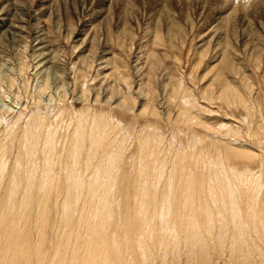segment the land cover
<instances>
[{
	"label": "rangeland",
	"instance_id": "obj_1",
	"mask_svg": "<svg viewBox=\"0 0 264 264\" xmlns=\"http://www.w3.org/2000/svg\"><path fill=\"white\" fill-rule=\"evenodd\" d=\"M215 1H217V4ZM241 1L243 0H230V3L227 4L223 0H0V119L3 123L2 124L0 122V167L4 166L5 169L11 168L10 170H7V173L4 170V167L3 169L0 168V174L3 175L1 177L2 181L0 192L2 194L5 190H9V188L13 185L12 181L14 179L11 180V177H14V173L16 171L13 166H17L16 168L18 169L19 174L18 178H20V176L25 173V169L23 168H26L27 163L25 160L21 161V157L24 155V153L25 155H27L26 152L22 150H25V144L23 143L24 136H26V138H29L32 143L29 153L32 152L33 155L35 153V156L39 155L40 158L41 155L44 154H54V156L50 159V163H53L51 164L52 171L48 173V180L44 179L43 173L41 174L42 168L40 167H43L41 159L40 162H38L37 165L34 166V168H36V166L38 167L37 184L42 185L45 183V180H47L48 184L51 185L53 189L50 194L51 199L49 203L51 213H49L50 219H47L45 221V224L48 222L46 224L47 230L45 237H47L48 241L50 240V244L56 243V235L61 231L63 232L61 233L65 235V237H69V235H72L69 238L71 239L70 245L72 246L75 245L72 243H76V241L74 240H79V236L80 238L84 236L82 239L88 236V233L86 231L83 232L80 228H78L77 220H70V222L69 220H66L67 222H64V219H62L65 217V215L62 214L64 210V202L66 203V205H74V201L76 202L75 198L78 194V192L75 193V190L82 185L86 187L84 188L85 191L83 192L85 196L81 198L83 200L78 199L77 201L78 211L79 208L83 207L84 209H88L93 202L97 201L96 199H100V197L98 196L100 193L97 192V189H99L100 186H114L115 190L114 192H112L113 195H111L110 197L111 199L109 200V205L118 204L120 207L119 210L122 215L127 214L128 212L130 220L132 222L134 221L133 225H135L136 213L139 212L141 208L142 210L150 209L152 211H155L154 206L158 200L155 201L154 199L160 198L161 200L162 196H164V191H167L168 182H170V186H172L170 188L176 190V193L178 195L183 191H187L186 189H184V184L186 183L185 181L187 179H189V184H192L191 188L193 187L188 191L191 194L193 191V194L190 197V210H194L193 212L194 215L197 216L196 222L198 223L199 228L204 223L203 212H201L200 210H205V207H210V209L214 208V212H216L218 216L224 215V212H226L225 214H228L231 205L237 207L238 210L240 209L241 212L243 211V214L246 217L247 213L245 214L244 211L247 212V209L250 207H256L258 205V210L263 212L264 0H250L249 2L247 1L248 4H245L247 2ZM222 5H226L227 8L224 13L220 15L218 14L217 10ZM101 9L105 11L104 13H102L101 17L98 18L96 16V12ZM171 27H180L181 30L178 31L179 33H176L177 31H175L174 33L172 32L173 34H175L174 36L172 35V37L169 33V29H171ZM123 30H125L126 33ZM158 30L162 33V37H160L159 35H155V32H157ZM215 33L217 35L216 37H214ZM216 43H219L218 46H214V44ZM226 44H229L230 49H221V46H225ZM40 47H44V49H40ZM41 52L51 55L49 57L50 59L52 58L50 64L46 65L44 64L45 62H40ZM226 54L228 55L231 62L234 63V72L230 70L228 63L225 61ZM150 55L152 57H150ZM231 58L233 59V61ZM154 67L158 69L155 70ZM217 69H219V71L221 72V75L226 83L231 84L235 81L236 84L240 85L242 103L229 105L227 103L225 104L222 100H219L214 96H212L213 100L207 99L205 97L203 98L204 93H209L208 91L210 90V87L211 90L213 89V94H216V91L219 90V88L217 87L219 80H216ZM237 71H239V74L237 73ZM244 77L246 78L243 79ZM46 83L47 85H49V87L46 85ZM247 84L250 85L249 88H246ZM43 85H46L47 88L45 87V90H43V92L41 93L40 89ZM215 87L217 89H215ZM123 95L125 98L123 97ZM122 99L127 100L129 106L127 108L123 107V109L121 107V110L117 104L119 103V101H122ZM129 107H132V109H130ZM20 113H22L23 118L20 117V123H18V127L15 126L14 129L11 125L8 124L12 122L13 119H16L18 114ZM43 114L45 115V117ZM51 114L55 119H53V116ZM56 115H58V117ZM104 115L105 119H103ZM181 116L184 118H182ZM7 118L12 119H10V122H7ZM42 118L46 120L45 124V120H43L42 123ZM96 118L98 119V122H96L95 124V120H97ZM22 119L24 120V123ZM59 120L64 124H61ZM103 120L105 124H108H103ZM79 123L81 124L79 125ZM37 124H42L38 126L39 129L37 127ZM35 125L37 128L34 127ZM78 125L81 127H78ZM105 126H109V128H106ZM110 126L112 130L110 129ZM34 128L35 130H41L40 132H42L43 130L45 132L43 131V133H41L40 135V132L37 130L34 131ZM54 128H56V131ZM12 129L14 132L13 135H15L14 137L11 134ZM58 129L61 130L58 131ZM30 131L33 133L35 132V134H32ZM52 132L54 134H52ZM9 133L10 135H8ZM49 133H51L50 135L52 137L49 135ZM107 133L108 136L106 137ZM90 134L94 135L95 137H97L98 135V146L97 148H95L96 151H94L93 147H91L92 142L91 145L90 141L88 142ZM45 135L46 137H44ZM78 136L82 138L81 141L83 142V151H81L82 160L79 158L80 160L77 159V163L74 164V161L71 159V157L69 158L68 155H70L69 152H71L72 148L76 146L75 139H77ZM158 136L160 138H158ZM53 137L56 138L53 139ZM112 137L116 140H114ZM51 138V143L46 146L43 151H41V149L44 148L42 139L51 140ZM64 138H66V140ZM36 139H39V141ZM56 139L58 140L59 144H57ZM73 139L75 140V143ZM4 140L5 143L7 141L10 142V144H5ZM141 140H143V146L144 142L146 141H148V143H146L151 146L150 151L148 150V148L145 149L147 154L145 153L142 159ZM211 140L214 141L212 143L217 142L222 147L239 153H245L256 158L253 160H239L234 157L227 159L225 156H221L225 157L226 163L224 160H222L224 161L223 167L218 166V162H216V160L218 159V154H216L218 150L215 148V146L211 145ZM206 141L207 143H205ZM2 143L4 144L2 145ZM22 143L24 146L22 145ZM156 144L158 147L156 146ZM2 146H6V149L4 147L2 148ZM8 146H10V148ZM40 146L43 147L41 148ZM64 146L66 149L64 148ZM7 147L9 148V150H7ZM17 149H19L20 152ZM56 149L59 150L57 151ZM213 149L216 151L215 154ZM6 150L9 152H7ZM91 150L93 153V165L99 167L103 166V168L106 169L104 174L106 175V178L104 177L105 180L103 179L102 182H99V179L98 181L96 180V170L92 167L89 168L87 166V163L89 162L88 155L91 153ZM139 150H141V153L139 152ZM210 150H212V152ZM119 151L121 152L122 156H119ZM183 151L186 152L184 153ZM181 152V156L183 155L182 157L180 156ZM209 152L210 155H208ZM6 153L10 154L11 157ZM57 154L60 159H58ZM149 154L155 157L157 155V158H159V160H150L149 156H147ZM184 154H186L187 156H184ZM173 155H175V157ZM15 156H17V159ZM95 156L97 159L95 158ZM54 157H56V159H54ZM109 157L113 158L110 159ZM10 158L11 160L15 158L17 161L20 158L19 161L22 165H20L19 162H17L15 159L11 162V160H9ZM109 159L111 162H109ZM131 159L133 161H131ZM140 159L144 160L142 161V165ZM171 159H174L175 161ZM198 159H200V161ZM112 160H114V162ZM163 160L164 162L167 161V164L163 163ZM209 160H211L212 163ZM96 161H100V163ZM13 162L14 164H12ZM16 163H18L19 165H17ZM158 163L159 165L157 166V168L161 169L160 173L156 172L155 168ZM200 163H205L206 166L204 164V167H202L203 165ZM83 164L85 167L83 166ZM165 164L166 166H164ZM183 164L185 166H183ZM75 165L78 167H76L75 169L77 179L70 181L72 189L71 190L69 188L67 189V186L69 184L68 172L73 170ZM210 165H216L215 168H217L216 174L213 176L209 174L211 167ZM142 166H145V168H142ZM194 166L196 167V170ZM59 167L61 172L60 170H58ZM175 167L176 169H174ZM225 167H227V169ZM32 168L33 166H31L30 169ZM34 168L32 170L35 171ZM65 168H67V170ZM223 169L228 170V172L231 174L229 175L231 180L236 175H238L239 172L240 174L244 172L247 173V176H245L246 179H255L256 177V183L258 180V182H260L262 186L261 190L258 189V192L256 194L257 197H255L254 199L252 192L249 193L250 195H240L239 193H231L230 195L229 193H227L225 185L227 187L230 181L227 177L224 181L221 176L222 174L219 175L218 173ZM23 170L24 172H22ZM32 170H30V172ZM63 170L64 172H67L63 173ZM114 170L118 172H115ZM173 170L175 173L172 172ZM181 170L183 172H179ZM85 171H87V173ZM249 171L251 172V174H254L251 175ZM140 173H142L141 182ZM161 173H164V177L161 175ZM172 174H174V176L176 177H174L175 179L173 178V176L172 178L170 177ZM155 175L157 176V179ZM258 175L259 177H257ZM114 177L115 180L113 181ZM66 178L68 182L65 181ZM180 179H184L185 181L183 180L182 182ZM107 182L111 184V186ZM209 182H211L210 186ZM55 183L56 186L54 185ZM100 183L102 185L99 186ZM139 184L140 187L144 184L143 186L146 188V191L149 192H147L146 197H143L144 199L138 196L139 193H137V189H139ZM155 184L159 186V188H155ZM212 186H214V189ZM54 188L56 189V192ZM155 191L158 195L155 193ZM39 193L40 196L36 197H30V193L28 195L30 197V200L33 199L32 202H30L31 208L33 210L35 209L34 211L37 210L36 208H38L37 206L39 204L43 203V197L41 196L43 192L39 191ZM54 194H56V196H54ZM233 194H235V196ZM63 195L65 196L64 198ZM93 195L95 196L93 197ZM153 195L155 197H153ZM202 199L204 201H202ZM252 200L253 202H255L253 203ZM28 201L29 199L25 200V202ZM39 201L41 203H39ZM53 201L55 202V204H53ZM58 201H60L59 203L62 202V204H59L60 206L56 205ZM81 201L83 202V206L81 204ZM87 201L90 202L88 203ZM205 201L206 204H204ZM87 204L90 205L87 206ZM212 204H214L216 207ZM192 205L194 208L192 207ZM171 207L172 205H170L168 209L171 210ZM174 207L175 209L177 208V202L173 203V210ZM222 208H224V210ZM33 210H31V213L34 212ZM119 210L117 208L118 213ZM32 215L34 214L32 213ZM146 216L147 218L149 217V223H152L148 225V231L143 233V238L145 243H150L149 241L152 240L151 238L155 237L156 239V234H158L157 230L158 232L160 231V228L158 227L160 221H158L156 223L157 225H155L154 221H151V217L154 216H150L148 214H146ZM58 218L60 220H58ZM255 218H257V216H255ZM18 221H16L12 226V229H15L14 233H16V229L23 230V223ZM35 221L37 222L36 218ZM116 221H118V219ZM262 221L264 224V214L262 220L257 223L258 225L256 224V228L253 229V231H258V238H250L246 240V243H248V256L252 258V264H264V257H262L264 256V243H261L264 242L262 240L264 238V228L261 227L263 226ZM66 224L67 227H65ZM235 225L236 227L240 226L238 217L237 223ZM2 228L3 226H1L0 224V233ZM117 228L119 227L114 226V229ZM76 229H78L79 232ZM6 231L10 230L6 229L5 231H3L2 229V234H5ZM55 231L58 232L55 234ZM134 231L138 230L135 229ZM134 231H132V243H134L135 245L138 242V239ZM203 231H205V233H208L209 230L205 227ZM214 231L215 232L211 235H207L208 237L210 236V244L208 242L206 247L208 249H206L205 251L207 255L205 254V257L200 256L202 257L200 259L198 258L199 256H191V260L188 261L190 262L189 264H197L198 262L200 264H203V262L204 264H225V262L226 264H235L233 262L234 259L232 257V254L229 250L231 246L232 225L226 227L225 229L215 228ZM223 231L224 234H221L222 238H219L218 232L222 233ZM249 232L251 231L248 230V233ZM178 234H180V232H178ZM76 236L78 237L76 238ZM101 237H103V235H100V238ZM212 238L214 241L211 240ZM224 238L226 240H224ZM34 239L32 240V243H36L37 238ZM251 239L254 240L253 246L256 245L257 250L255 251L257 253L252 250L255 248V246L253 247L252 244H249L253 242ZM215 241L219 242L220 244V248L218 250L224 248L223 252L222 250H220V252L216 250L217 247ZM164 243L166 245V248H170L167 241ZM0 244H2L0 245V250H3V248L7 246V251L11 247L10 245L4 244V239L0 241ZM261 248L263 250H261ZM179 249L178 253L175 254L174 252L167 251L162 247H157L156 249L150 247L152 258H150L149 264H175L174 262H176L177 264H187V260L184 259V256H182L181 254V249ZM44 250H46V258L43 264H48V262L51 261L50 258H53L52 256L54 254H50L48 252L49 249L46 247H44L42 250L40 249L42 253H44ZM212 250L213 253H211ZM250 250L254 253L250 252ZM69 252L70 250L68 251V253ZM163 252L165 253V256L163 257L164 260L166 259L165 262L163 259L160 260L161 255H159ZM215 253L216 255H219L220 253V255L217 257L218 260L217 258H215ZM209 254L211 257L209 256ZM223 255H225V257ZM172 256H175L174 258L176 259H174ZM255 257H258L257 260ZM66 258L68 259V261L70 260V258ZM196 258H198V260ZM126 259L127 257L123 256L122 262H125ZM137 260H139L138 257H136V261ZM158 260H160L161 262H159ZM247 261L248 259H240L239 262L242 264H247Z\"/></svg>",
	"mask_w": 264,
	"mask_h": 264
},
{
	"label": "bare ground",
	"instance_id": "obj_2",
	"mask_svg": "<svg viewBox=\"0 0 264 264\" xmlns=\"http://www.w3.org/2000/svg\"><path fill=\"white\" fill-rule=\"evenodd\" d=\"M218 1H220V0H218ZM223 1H225L227 4H229L230 3V0H223ZM244 2H249L250 0H243ZM243 1H241V2H243ZM256 1V0H255ZM263 1V0H262ZM261 1V2H262ZM103 2V1H102ZM216 2V4H217V1H215ZM248 2L247 3H245V4H248ZM257 3V2H256ZM100 4V3H99ZM251 4V3H250ZM213 6V5H212ZM211 7V6H210ZM214 7V6H213ZM258 7H260V6H258ZM99 8H101V7H99ZM212 8V7H211ZM226 5H222V6H220L219 8H218V10H217V12H218V14H222V13H224V11L226 10ZM231 8V7H230ZM95 9V8H94ZM192 9V8H191ZM104 11L105 10H103V9H101V10H99V11H97L96 13H97V17L99 18V17H101V15H102V13H104ZM213 11H214V9H213ZM216 12V13H217ZM227 12V11H226ZM240 12V11H239ZM106 14V13H105ZM219 19V18H218ZM227 20H228V18H227ZM236 21V20H235ZM212 22V21H211ZM216 22V21H215ZM211 24V23H210ZM213 24V23H212ZM125 25V24H124ZM89 26V25H88ZM243 26H244V24H243ZM86 27V26H85ZM208 27V26H207ZM234 28V27H233ZM169 29V28H168ZM206 29H208V28H206ZM238 29V28H237ZM126 30V29H125ZM125 30H123V31H125ZM181 29H180V27L178 28H175V27H171V29H169V33H170V36H174L175 34H173L175 31H177L176 33H179L178 31H180ZM129 31V30H128ZM127 31V32H128ZM173 32V33H172ZM125 33H126V31H125ZM156 34L155 35H159L160 37H162V33L158 30L157 32H155ZM220 33V32H219ZM212 34V33H211ZM220 35V34H219ZM172 36V37H173ZM211 36V35H210ZM217 35H216V33H215V35H214V37H216ZM244 36V35H243ZM169 38V37H168ZM174 39V38H173ZM215 39V38H214ZM217 39V38H216ZM156 40V39H155ZM158 41V40H157ZM261 41V40H260ZM220 42V41H219ZM41 43V42H40ZM159 43V42H158ZM213 43V42H212ZM211 43V44H212ZM218 44L219 43H216V44H214V46H218ZM232 45V44H231ZM249 45V44H248ZM251 45V44H250ZM220 47V46H219ZM40 49H44V47H40ZM50 49V48H49ZM218 49V48H217ZM221 49H230V46H229V44L227 45H225V46H221ZM229 53V52H228ZM230 55V54H229ZM232 55V54H231ZM43 56V57H42ZM51 55L50 54H48V53H42L41 52V63L42 62H45L44 64H50L51 63V61H52V58L50 59L49 57H50ZM150 57H152L151 55H150ZM155 58V57H154ZM234 58V57H233ZM225 61L228 63V65H229V68H230V70L232 71V72H234V66H233V62H231V60L229 59V57H228V55L226 54V57H225ZM232 59V58H231ZM232 61H233V59H232ZM154 69L155 70H157L155 67H154ZM237 73L239 74V71H237ZM153 74V73H152ZM237 74V75H238ZM150 75V74H149ZM154 75V74H153ZM241 77V76H240ZM243 77V76H242ZM216 80H219L218 81V85H217V87L219 88V90L218 91H216V94H213V89L211 90V87H210V90L208 91L209 93H204L203 94V98L205 97V98H207V99H212L213 97L212 96H214V97H217L219 100H222L225 104L227 103V104H229V105H233V104H240V103H242V95H241V91H240V85H238V84H236L235 83V81L233 82V83H226L225 81H224V79H223V77H222V75H221V72L219 71V69H217V72H216ZM246 77H244L243 79H245ZM248 79V78H247ZM45 82V81H44ZM48 82V81H47ZM50 84V83H49ZM246 84V83H245ZM46 85H47V83H46ZM46 85L44 86H42V88L40 89V92L42 93L43 92V90H45V87H46ZM48 87H49V85H47ZM250 87V85H246V88H249ZM47 88V87H46ZM215 89H217L216 87H215ZM47 90V89H46ZM207 92V91H206ZM123 94V93H122ZM174 94V93H173ZM215 95H217V96H215ZM79 96V95H78ZM111 96V95H110ZM128 96V95H127ZM126 96V97H127ZM123 97H124V95H123ZM130 97V96H129ZM125 98V97H124ZM128 98V97H127ZM180 98H181V96H180ZM190 98V97H189ZM186 99V98H185ZM97 100V99H96ZM213 100V99H212ZM95 101V100H94ZM180 101H182V100H180ZM105 102V101H104ZM196 102V101H195ZM107 103V102H106ZM130 104H131V102H130ZM187 104V103H186ZM108 105V104H107ZM118 105V107H120V109H121V107H122V109H123V107L124 108H127L128 106H129V104H128V102H127V100H124V99H122V101H119V103L117 104ZM185 105V104H184ZM191 105V104H190ZM152 106V105H151ZM186 106V105H185ZM49 107V106H48ZM133 107V106H132ZM132 107H129L130 109H132ZM156 107V106H155ZM240 107V106H239ZM190 108V107H189ZM37 109H39V108H37ZM48 109V108H47ZM112 109V108H111ZM121 109V110H122ZM191 109H192V107H191ZM125 110V109H124ZM127 110V109H126ZM46 111V110H45ZM50 111V110H49ZM248 111V110H247ZM254 111V110H253ZM26 112V111H25ZM44 112V111H43ZM155 112V111H154ZM54 113V112H53ZM52 113V114H53ZM88 113V112H87ZM143 113H144V111H143ZM23 114H25V113H23ZM51 114V115H52ZM141 114H142V112H141ZM36 115V114H35ZM34 115V116H35ZM44 115V114H43ZM65 115V114H64ZM90 115V114H89ZM94 115V114H93ZM25 116V115H24ZM42 116V115H41ZM47 116V115H46ZM53 116V115H52ZM57 117H58V115H56ZM61 116V115H60ZM87 116V115H86ZM20 117H22V113H20V114H18V116H17V118L16 119H13L12 120V122H10V119H12V118H10V119H8L7 118V122H10L8 125H11L14 129H15V126H17L18 127V123H20ZM27 117V116H26ZM39 117H40V115H39ZM43 117V116H42ZM44 117H45V115H44ZM62 117V116H61ZM92 117V116H91ZM102 117H103V113H102ZM182 117V116H181ZM187 117V116H186ZM23 118V117H22ZM38 118V117H37ZM82 118H84V117H82ZM89 118V117H88ZM94 118V117H93ZM92 118V119H93ZM99 118V117H98ZM179 118V117H178ZM182 118H184V117H182ZM188 118V117H187ZM187 118H186V120H187ZM20 119V120H19ZM25 119V118H24ZM53 119H55L54 118V116H53ZM86 119V118H85ZM84 119V120H85ZM91 119V120H92ZM97 119V118H96ZM103 119H105V115H104V118ZM108 119V118H107ZM111 119V118H110ZM109 119V120H110ZM5 120H6V118H5ZM5 120H4V122H5ZM9 120V121H8ZM23 120V119H22ZM26 120V119H25ZM42 120V123H43V120H45V119H41ZM65 120V119H64ZM72 120V119H71ZM80 120V119H79ZM88 120V119H87ZM0 122L2 123V120L0 119ZM47 122H48V118H47ZM59 122H60V120H59ZM77 122H78V120H77ZM76 122V123H77ZM93 122H94V120H93ZM96 122H98V119L97 120H95V124H96ZM105 122H106V120H105ZM112 122H113V120H112ZM111 122V123H112ZM23 123H24V120H23ZM38 123V122H37ZM46 123V120H45V122H44V124ZM61 123V122H60ZM63 123V122H62ZM61 123V124H62ZM69 123V122H68ZM84 123V122H83ZM88 123V122H87ZM92 123V122H91ZM110 123V124H111ZM189 123V122H188ZM3 124V123H2ZM1 124V125H2ZM6 124V123H5ZM43 124V125H44ZM50 124V123H49ZM64 124V123H63ZM81 123H79V125H80ZM98 124V123H97ZM101 124V123H100ZM103 124H105L104 123V120H103ZM108 124V123H107ZM107 124H105V125H107ZM24 125V124H23ZM29 125V124H28ZM27 125V126H28ZM40 125H42V124H40ZM40 125H38L37 124V127L38 126H40ZM55 125V124H54ZM77 125V124H76ZM78 125V127H81V126H79ZM116 125V124H115ZM6 126V125H5ZM4 126V127H5ZM25 126V125H24ZM23 126V127H24ZM66 126V125H65ZM70 126H71V124H70ZM88 126V125H87ZM91 126H92V124H91ZM104 126V125H103ZM29 127V126H28ZM34 127H36V125L34 126ZM36 127V128H37ZM83 127V126H82ZM106 128L108 127L109 128V126H105ZM113 127H115V126H113ZM118 127H120V126H118ZM19 128H20V125H19ZM25 128V127H24ZM61 128V127H60ZM66 128V127H65ZM96 128V127H95ZM26 129H28V128H26ZM31 129H33V128H31ZM38 129H39V127H38ZM55 129V131H56V128H54ZM63 129V128H62ZM78 129H80V128H78ZM110 129H111V126H110ZM9 130V129H8ZM17 130V129H16ZM16 130H14V131H16ZM22 130V129H21ZM37 130V129H36ZM35 130V128H34V131H36ZM50 130H51V128H50ZM50 130H49V132H50ZM52 130H53V128H52ZM61 130V129H60ZM59 129H58V131H60ZM75 130V129H74ZM100 130V129H99ZM112 130V129H111ZM5 131H6V129H5ZM4 131V132H5ZM12 131V135H13V129L11 130ZM37 131H39V130H37ZM41 131V130H40ZM39 131V132H40ZM44 131V130H43ZM43 131L42 132H40V135H41V133H43ZM69 131V130H68ZM67 131V132H68ZM85 131V130H84ZM89 131V130H88ZM114 131H115V129H114ZM150 131H151V129H150ZM9 132V131H8ZM31 132V131H30ZM39 132H38V134H39ZM45 132V131H44ZM63 132V131H62ZM67 132H66V134H67ZM97 132V131H96ZM113 132V131H112ZM118 132V131H117ZM145 132V131H144ZM6 133V132H5ZM16 133V132H15ZM32 134H35V132L33 133V132H31ZM71 133H72V131H71ZM85 133V132H84ZM93 133H94V131H93ZM104 133V132H103ZM109 133H110V131H109ZM115 133V132H114ZM156 133V132H155ZM155 133H154V135H155ZM158 133V132H157ZM7 134V133H6ZM22 134V133H21ZM24 134V133H23ZM37 134V133H36ZM37 134V135H38ZM51 133H49V135H50ZM52 134H54L53 132H52ZM119 134V133H118ZM140 134V133H139ZM144 134V133H143ZM160 134V133H159ZM262 134H263V132H262ZM8 135H10V133L8 134ZM44 135V134H43ZM47 135V134H46ZM46 135L44 136V137H46ZM85 135V134H84ZM104 135V134H103ZM157 135V134H156ZM15 135H13V137H14ZM31 136V135H30ZM51 136V135H50ZM63 136H65V135H63ZM86 136V135H85ZM85 136H83V137H85ZM108 136V133L106 134V137ZM112 136V135H111ZM126 136V135H125ZM139 136V135H138ZM13 137H11V138H13ZM23 137V136H22ZM29 137V136H28ZM40 137V136H39ZM42 137V136H41ZM52 137V136H51ZM59 137V136H58ZM62 137V136H61ZM75 137V136H74ZM124 137V136H123ZM145 137V136H144ZM143 137V138H144ZM4 138V137H3ZM8 138H10V137H8ZM50 138V137H49ZM54 138H56V137H53V139ZM67 138V137H66ZM66 138H64L65 140H66ZM98 135H97V137H95L94 135H92V134H90V136H89V139H88V142L90 141V145H91V142H92V145H91V147H93V149H94V151H96L95 150V148H97V146H98ZM113 138V137H112ZM158 138H160L159 136H158ZM15 139V138H14ZM18 139V138H17ZM72 139V138H71ZM101 139H102V137H101ZM114 139V138H113ZM124 139V138H123ZM140 139V138H139ZM148 139V138H147ZM152 139V138H151ZM6 140V139H5ZM5 140H4V143H5ZM36 140H38L39 141V139H36ZM50 140V139H49ZM49 140H47V139H42V143H44V148H42L43 146H40L42 149H41V151H43V149H45L46 148V146H48L50 143H51V141H52V138H51V140L49 141ZM57 140V139H56ZM74 140V139H73ZM75 140H76V143H75ZM74 140V143H75V145L76 146H74L73 148H72V150H71V152H69L70 151V149H69V153H70V155H68L69 156V158L71 157V159L74 161V164H76L77 163V159H81V156H82V152L81 151H83V148H82V145H83V142L81 141L82 140V138H80V136H78V138L77 139H75ZM106 140V139H105ZM114 140H116V139H114ZM3 141V140H2ZM21 141H22V139H21ZM41 141V140H40ZM47 141H49V142H47ZM64 141V140H63ZM142 141L143 140H141V145H142ZM159 141V140H158ZM216 141H217V139H216ZM71 142V141H70ZM101 142H103V141H101ZM114 142V141H113ZM138 142V141H137ZM147 143H148V141H146ZM146 142H144V146L142 145V154H141V159L144 157V154L146 153V148H148V150L150 151V148H151V146L149 145V144H147ZM203 142V141H202ZM210 142V141H209ZM212 142H214V141H212L211 140V145L212 146H215V148L218 150L217 151V153L216 154H218V159L216 160V162H218V166H222L223 167V165H224V161H225V163H226V159H225V157L227 158V159H230V158H232V157H234V158H237V159H239V160H253V159H255L256 157H253V156H250V155H247V154H245V153H239V152H236V151H233V150H230V149H227V148H225V147H222L219 143H217V142H215V143H212ZM225 142V141H224ZM223 142V143H224ZM1 143V142H0ZM4 143H2V145L4 144ZM6 143H9L10 144V142H7L6 141ZM5 143V144H6ZM23 143L25 144V150L24 149H22L23 151H25L26 152V154L27 155H25V153H24V155L21 157V161L22 160H25L26 161V163H27V166H26V168H23V169H25V173H23V175L22 176H20V178H18L19 177V174H18V169L15 167V166H13L14 167V169L16 170L15 171V173H14V177H11V180L12 179H14L13 181H12V183H13V185L9 188V190H5L2 194H1V192H0V224H1V226H3V231H5L6 229H8V230H10V231H6V233L4 234H2V229H1V233H0V241L2 240V239H4V244L5 245H10L11 247L6 251V248H7V246H5L4 248H3V250H0V264H23V263H25V264H43L44 263V260H45V258H46V250H44V253H42L41 251H40V249L42 250L44 247H46V248H48L49 250H48V252L50 253V254H54L52 257L53 258H50L51 259V261H49L48 262V264H149V261H150V258H152V253H150V247L151 248H157V247H159V248H164V249H166L167 251H172V252H174L175 254H177L178 253V249L180 248L181 249V254H182V256H184V259L185 260H187L186 261V263L189 261V260H191V256H193V257H197V256H199L198 258L200 259V258H202V257H200V256H204L205 254H206V249H208V248H206L207 247V244H208V242H209V237L207 236L208 234L209 235H211L212 233H214L215 231V228L216 229H218V228H221V229H225L226 227H229V226H231L232 225V233H231V246H230V248H229V250H230V252H231V254H232V257H233V259H234V263L235 264H242V263H240L239 261H240V259H248V261H247V264H252V258L251 257H249L248 256V243H246V240H248V239H250V238H258V236H259V234H258V231L257 230H255V231H253V229H255L256 228V224L257 223H259L261 220H262V218H263V214H264V210H263V212L262 211H260V210H258L259 208H257V206L256 207H250V208H248L247 209V212L246 211H244V213L246 214L247 213V217L246 216H244V214H243V211L241 212L240 211V209L238 210V208L237 207H234V206H230V209H229V213L228 214H225L226 212H224V215H217L216 214V212H214L215 211V209L213 208V209H210V207H205L204 209L205 210H200L201 212H203V216H204V223H203V225L199 228L198 227V223L196 222L197 221V216L196 215H194V210H190L191 209V201H190V197L192 196V194H193V191H192V194L190 193V192H188L189 190H190V188H191V185L189 184V179H187L185 182V187H184V189H186L187 191H183V192H181V194H178L177 195V193H176V190H174L173 188H170V187H172V186H170V182H168V184H167V191L165 192L164 191V196H162V198H161V200H160V198H156V199H154L155 201L156 200H158L157 202H156V204H155V211H152V210H150V209H145V210H142V208L139 210V212H137L136 213V221H135V225H133V222L130 220V218H129V216H128V212H127V214H123L122 215V213L120 212V210H119V205L117 204V205H109V200L111 199L110 197H111V195H113L112 194V192H114V190H115V188H114V186H112V187H109L108 186V184H107V186L108 187H101L100 185H102L101 183L99 184V186H100V190L99 189H97L98 191L97 192H99L100 194L98 195L97 193V195L100 197V199L98 200V199H96L97 201L96 202H93L90 206L87 204V206H89V208L88 209H84V207L83 208H79V211H78V206H77V201H78V199L79 200H83V199H81L83 196H85V194L83 193L84 191H85V189L84 188H86L84 185H82V186H80V187H78L76 190H75V193L76 192H78V194H77V197L75 198L76 199V202L74 201V205H71V204H68V205H66V203L64 202V204H63V206H64V210H63V212H62V214H64L65 215V217L64 218H62V219H64V222H67L66 220H69V222H70V220H77V222H78V228H80L83 232L84 231H86L87 233H88V236L86 237V238H84V239H82L84 236H82V238H80V236L78 237V236H76V238L78 237L79 238V240H74V241H76V243H72V244H75V245H70V240L71 239H69L71 236L69 235V237L67 236V237H65V235H63L61 232L60 233H58L56 236H57V241H56V243L54 244H50L49 243V241H48V239H47V237H45V235H46V224L48 223H46L45 224V221L47 220V219H50V217H49V213H50V208H49V203H50V199H51V197H50V194H51V191L53 190L52 189V187H51V185H49L48 184V173H50V171H52L51 170V164L53 163H50V159L54 156V154H44V155H41V158H40V156L38 155V156H35V153H34V155L32 154V152H30L29 153V150H30V148H31V145H32V143H31V140L29 139V138H26V136H24V141H23ZM23 143H22V145H23ZM41 143V144H42ZM53 143H54V140H53ZM64 143V142H63ZM127 143V142H126ZM205 143H207V141L205 142ZM12 144V143H11ZM37 144V143H36ZM39 144V143H38ZM57 144H59L58 143V140H57ZM66 144V143H65ZM108 144V143H107ZM106 144V145H107ZM171 144V143H170ZM197 144H198V142H197ZM40 145V144H39ZM168 145V144H167ZM175 145H176V143H175ZM204 145V144H203ZM206 145V144H205ZM24 146V145H23ZM36 146V145H35ZM34 146V147H35ZM51 146H52V144H51ZM51 146H50V148H51ZM104 146H105V144H104ZM155 146V145H154ZM156 146H157V144H156ZM169 146V145H168ZM167 146V147H168ZM171 146V145H170ZM173 146V145H172ZM4 146H2V148H3ZM6 147V146H5ZM4 147V148H5ZM9 148H10V146H8ZM7 147V148H8ZM12 147V146H11ZM15 147H17V146H15ZM158 147V146H157ZM174 147V146H173ZM172 147V148H173ZM182 147V146H181ZM208 147V146H207ZM229 147V146H228ZM1 148V147H0ZM9 148L7 149V150H9ZM19 148V147H18ZM24 148V147H23ZM37 148V147H36ZM58 148V147H57ZM64 148H65V146H64ZM117 148V147H116ZM115 148V149H116ZM122 148V147H121ZM170 148V147H169ZM200 148H201V146H200ZM231 148V147H230ZM6 149V148H5ZM5 149H3V150H5ZM14 149V148H13ZM40 149V148H39ZM66 149V148H65ZM88 149V148H87ZM92 149V148H91ZM99 149V148H98ZM126 149V148H125ZM158 149V148H157ZM168 149V148H167ZM178 149H180V148H178ZM210 149V148H209ZM1 150V149H0ZM6 150V151H7ZM18 151H19V149H17ZM48 150H49V147H48ZM57 151L59 150V149H56ZM101 150V149H100ZM103 150H104V148H103ZM105 150H107V149H105ZM114 150V149H113ZM119 150H120V148H119ZM127 150V149H126ZM145 150V151H144ZM196 150V149H195ZM203 150H204V148H203ZM214 150V149H213ZM11 151V150H10ZM37 151V150H36ZM40 151V150H39ZM86 151V150H85ZM141 150H139V152H140ZM156 151V150H155ZM154 151V152H155ZM169 151H170V149H169ZM173 151V150H172ZM192 151V150H191ZM211 152H212V150H210ZM3 152V151H2ZM7 152H9V151H7ZM20 152V151H19ZM50 152H51V150H50ZM62 152H64V151H62ZM79 152H81V153H79ZM88 152V151H87ZM120 152V151H119ZM164 152H166V151H164ZM168 152V151H167ZM176 152V151H175ZM179 152V151H178ZM177 152V153H178ZM184 152V151H183ZM186 152V151H185ZM184 152V153H185ZM215 150H214V154H215ZM16 153H17V151H16ZM38 153H40V152H38ZM45 153V152H44ZM47 153H48V151H47ZM55 153V152H54ZM58 153V152H57ZM59 153H60V151H59ZM67 153V152H66ZM99 153V152H98ZM110 153V152H109ZM113 153V152H112ZM141 153V152H140ZM149 153V152H148ZM194 153V152H193ZM207 153V152H206ZM252 153V152H251ZM5 154V153H4ZM7 154V153H6ZM63 154V153H62ZM111 154V153H110ZM123 154H124V151H123ZM127 154V153H126ZM126 154H125V156H126ZM147 154V153H146ZM157 154V153H156ZM181 154H182V152L180 153V156H181ZM187 154V153H186ZM186 154H184V156L186 155ZM201 154H202V151H201ZM203 154H205V153H203ZM211 154H213V153H211ZM7 155H9L10 157H11V155L10 154H7ZM61 155V154H60ZM59 155V156H60ZM93 153H92V150H91V153L88 155V157H89V162L87 163V166L90 168V167H92V168H94L95 170H96V172H97V174H96V176H97V181H98V179H99V182H102V180L104 179V177L106 176V175H104L105 174V171H106V169L105 168H103V166H101V167H99V166H94L93 165V162H92V160H93ZM160 155V154H159ZM164 155H166V154H164ZM198 155H199V153H198ZM207 155V154H206ZM205 155V156H206ZM208 155H210V152H209V154ZM63 156V155H62ZM61 156V157H62ZM67 156V157H68ZM104 156V155H103ZM108 156V155H107ZM111 156V155H110ZM114 156V155H113ZM119 156H122V154H121V152H120V155ZM146 156V155H145ZM147 156H149V159L150 160H159V158H157V155H156V157L155 156H152V155H147ZM169 156V155H168ZM174 157H175V155H173ZM178 156V155H177ZM183 156V155H182ZM181 156V157H182ZM187 156V155H186ZM221 156H225V157H221ZM16 157V159H17V156H15ZM19 157V156H18ZM57 157H58V154H57ZM102 157V156H101ZM173 157V158H174ZM209 157V156H208ZM214 157V156H213ZM215 157H216V155H215ZM214 157V158H215ZM95 158H96V156H95ZM107 158V157H106ZM110 158V157H109ZM113 158V157H112ZM112 158H110V159H112ZM118 158V157H117ZM123 158V157H122ZM135 158V157H134ZM165 158V157H164ZM192 158H193V156H192ZM192 158H191V160H192ZM15 159V158H14ZM14 159H12L13 161H14ZM15 159V160H16ZM40 159H41V163H42V165H43V167H40V168H42V170H41V174L43 173V175H44V179H47V180H45V183L44 184H42V185H38L37 184V178H38V167L36 166V168H34V166L35 165H37V163L38 162H40ZM54 159H56V157H54ZM58 159H60V157H58ZM57 159V160H58ZM66 159H68V158H66ZM65 159V160H66ZM79 159V160H80ZM97 159V158H96ZM98 159H101V158H98ZM110 159H109V162H111L110 161ZM140 159V160H141ZM148 159V160H149ZM196 159V158H195ZM211 159V158H210ZM213 159V158H212ZM9 160H11V158L9 159ZM8 160V161H9ZM12 160H11V162H12ZM19 160H20V158H19ZM17 161V162H19V164H20V161ZM82 160V159H81ZM104 160V159H103ZM108 160V159H107ZM121 160V159H120ZM166 160V159H165ZM171 160H174V159H171ZM180 160V159H179ZM184 160V159H183ZM182 160V161H183ZM199 161H200V159H198ZM203 160V159H202ZM201 160V161H202ZM222 160H224V161H222ZM1 161V160H0ZM15 161V162H16ZM113 162H114V160H112ZM117 161H118V159H117ZM125 161V160H124ZM131 161H133L132 159H131ZM130 161V162H131ZM134 161H136V160H134ZM139 161V160H138ZM142 161H144V160H141V165L143 164V162ZM145 161H147V160H145ZM169 161V160H168ZM175 161V160H174ZM174 161H172V162H174ZM181 161V162H182ZM197 161V160H196ZM204 161V160H203ZM210 162H211V160H209ZM62 162V161H61ZM85 162V161H84ZM96 162H99L100 163V161H96ZM108 162V161H107ZM154 162V161H153ZM167 162V161H166ZM166 162H164V160H163V163H166ZM180 162V163H181ZM215 162V163H216ZM105 163H106V161H105ZM121 163H123V162H121ZM161 163H162V161H161ZM184 163V162H183ZM212 163V162H211ZM12 164H14V162L12 163ZM17 165H19L18 163H16ZM58 164V163H57ZM63 164V163H62ZM61 164V165H62ZM109 164V163H108ZM112 164H114V163H112ZM124 164H125V162H124ZM167 164V163H166ZM166 164L164 165V166H166ZM182 164V163H181ZM185 164V163H184ZM183 164V166H185ZM193 164V163H192ZM197 164V163H196ZM200 164H202V163H200ZM204 164L205 163H203L202 165V167H204ZM20 165H22V164H20ZM29 165V166H28ZM41 165V166H42ZM65 165V164H64ZM95 165H96V163H95ZM117 165H118V163H117ZM121 165V164H120ZM159 165V163L156 165V172H158V173H160V171H161V169L160 168H157V166ZM171 165V164H170ZM173 165V164H172ZM175 165V164H174ZM209 165V164H208ZM1 166H3V165H1ZM31 166H33V168L35 169V171L34 170H32V169H30L31 168ZM60 166V165H59ZM83 166H84V164H83ZM85 166H86V163H85ZM84 166V167H85ZM111 166V165H110ZM114 166V165H113ZM176 166V165H175ZM181 166V165H180ZM182 166V167H183ZM199 166V165H198ZM205 166H206V164H205ZM211 166V167H210ZM209 167H210V175L211 176H213V175H215L216 174V170H217V168H215V166L216 165H210ZM261 166V165H260ZM4 167V166H3ZM3 167H0V168H2L3 169ZM19 167V166H18ZM53 167V166H52ZM57 167H58V165H57ZM61 167V166H60ZM60 167H59V169L58 170H60ZM66 167V166H65ZM76 165L74 166V168H73V170H71V171H69L68 172V179H69V184H68V186H67V189L69 188V189H71V185H70V181L71 180H75V179H77V174H76ZM153 167H154V165H153ZM167 167H169V166H167ZM193 167V166H192ZM68 168V167H67ZM67 168H65L66 170H67ZM78 168V167H77ZM82 168V167H81ZM87 168V167H86ZM85 168V169H86ZM116 168V167H115ZM142 168H145V166H142ZM180 168V167H179ZM194 168H195V170H196V167L194 166ZM201 168V167H200ZM199 168V169H200ZM226 169H227V167H225ZM238 168H240V167H238ZM243 168H244V166H243ZM11 169V168H10ZM10 169H5V167H4V170L6 171V173H7V170H10ZM32 170L31 172H30V170ZM54 169H55V166H54ZM112 169V168H111ZM165 169V168H164ZM174 169H176V167L174 168ZM191 169V168H190ZM207 169H208V167H207ZM206 169V170H207ZM226 169H223V170H221V171H219L218 173H219V175H221L222 176V178L224 179V181H225V178L227 177L228 179H229V184H228V186L226 187V185H225V189H226V191H227V193H229L230 195H231V193H239L240 195H243V194H246V195H248L250 192H252V195H253V197H254V199H255V197H257V192H258V189L259 190H261V188H262V186H261V184H260V182H258V180H257V183H256V181H255V179H257L256 177H255V179H246V177L245 176H247V173H241V174H243V175H241L240 174V172L238 173V175H236L232 180L230 179V176L229 175H231L229 172H228V170H226ZM264 169V168H263ZM110 170V169H109ZM142 170V169H141ZM172 170V169H171ZM178 170H180V169H178ZM0 171H1V169H0ZM88 171V170H87ZM87 171H85L86 173H87ZM93 171V170H92ZM115 172H118V171H116V170H114ZM137 171H140V170H137ZM143 171H144V169H143ZM185 171V170H184ZM190 171V170H189ZM203 171H204V168H203ZM3 172V171H2ZM22 172H24V170L22 171ZM58 172V171H57ZM56 172V173H57ZM60 172H61V170H60ZM65 172H67V171H65ZM64 172V170H63V173H65ZM78 172H81V171H78ZM94 172V171H93ZM131 172V171H130ZM147 172H149V171H147ZM164 172H165V170H164ZM168 172V171H167ZM172 172H174V170L172 171ZM179 172H183L182 170L181 171H179ZM196 172V171H195ZM199 172H200V170H199ZM199 172H198V174H199ZM250 172V171H249ZM175 173V172H174ZM60 174V173H59ZM67 174V173H66ZM65 174V175H66ZM79 174V173H78ZM90 174H92V173H90ZM111 174V173H110ZM132 174H133V172H132ZM139 174V173H138ZM137 174V175H138ZM142 173H140V182H141V180H142V175H141ZM150 174V173H149ZM164 174V173H163ZM163 174L161 173V175L163 176ZM181 174H183V173H181ZM185 174V173H184ZM205 174V173H204ZM208 174V173H207ZM250 174H251V172H250ZM254 174V173H253ZM253 174H251V175H253ZM1 175V174H0ZM168 175V174H167ZM241 175V176H240ZM260 175V174H259ZM259 175L257 176V177H259ZM3 175H1L0 176V188H1V181H2V177ZM11 176V175H10ZM30 176V177H29ZM54 176V175H53ZM57 176H59V175H57ZM160 176V175H159ZM162 176H161V178H162ZM172 176H173V178L175 177L174 176V174H172L170 177L172 178ZM184 176V175H183ZM193 176V175H192ZM202 176V175H201ZM229 176V177H228ZM263 176H264V174H263ZM41 177H43V176H41ZM56 177V176H55ZM55 177H51V178H55ZM91 177V176H90ZM147 177V176H146ZM149 177H151V176H149ZM154 177V176H153ZM155 177H156V179H157V176L155 175ZM164 177V176H163ZM180 177V176H179ZM182 177V176H181ZM194 177H197V176H194ZM204 177V176H203ZM202 177V178H203ZM252 177V176H251ZM7 178V177H6ZM5 178V179H6ZM58 178V177H57ZM65 178V177H64ZM106 178V177H105ZM121 178V177H120ZM170 178V179H171ZM176 178V177H175ZM174 178V179H175ZM190 178H192V177H190ZM201 178V179H202ZM205 178V177H204ZM261 178V177H260ZM4 179V180H5ZM111 179V178H110ZM160 179V178H159ZM158 179V180H159ZM168 179V178H167ZM167 179H165V180H167ZM200 179V180H201ZM206 179V178H205ZM221 179V178H220ZM259 179V178H258ZM3 180V181H4ZM54 180V179H53ZM91 180H93V179H91ZM105 180V179H104ZM107 180V179H106ZM115 180V177H114V179H113V181ZM182 182H183V180L182 179H180ZM211 180V179H210ZM7 181V180H6ZM65 181H67V178H66V180ZM83 181V180H82ZM87 181V180H86ZM90 181V180H89ZM112 181V180H111ZM157 181V180H156ZM202 181V180H201ZM200 181V182H201ZM204 181V180H203ZM212 181V180H211ZM214 181H215V178H214ZM221 181V180H220ZM228 181V180H227ZM10 182V181H9ZM42 182V181H41ZM57 182H58V180H57ZM68 182V181H67ZM117 182V181H116ZM138 182V181H137ZM159 182V181H158ZM175 182V181H174ZM198 182V181H197ZM219 182V181H218ZM222 182V181H221ZM2 183H4V182H2ZM6 183V182H5ZM40 183V182H39ZM50 183H53V182H50ZM66 183V182H65ZM87 183V182H86ZM98 183V182H97ZM112 183V182H111ZM126 183V182H125ZM134 183V182H133ZM136 183V182H135ZM211 182H209V186L211 185L210 184ZM223 183V182H222ZM221 183V184H222ZM103 184H104V182H103ZM121 184V183H120ZM128 184V183H127ZM142 184V183H141ZM151 184V183H150ZM166 184V183H165ZM178 184V183H177ZM181 184V183H180ZM194 184V183H193ZM55 186H56V183L54 184ZM81 185V184H80ZM86 185V184H85ZM110 186H111V184H109ZM116 185V184H115ZM144 185V184H143ZM141 186L140 187V184H139V189H137L138 190V192L137 193H139L138 194V196H140V197H146L147 196V192L148 191H146V188L144 187V186ZM149 185V184H148ZM156 185V184H155ZM163 185V184H162ZM183 185V186H184ZM207 185V184H206ZM217 185H218V183H217ZM3 186V185H2ZM78 186V185H77ZM104 186V185H103ZM117 186V185H116ZM195 186V185H194ZM203 186V185H202ZM223 186V185H222ZM6 187V186H5ZM138 187V186H137ZM159 188V186H155V188ZM166 187V186H165ZM181 187V186H180ZM213 187V189H214V186H212ZM211 187V188H212ZM219 187V186H218ZM117 188V187H116ZM120 188V187H119ZM125 188H126V186H125ZM161 188V187H160ZM163 188V187H162ZM193 188V187H192ZM191 188V189H192ZM209 188V187H208ZM248 188H249V190H248ZM55 189V188H54ZM95 189V188H94ZM148 189H149V186H148ZM198 189V188H197ZM204 189V188H203ZM210 189V188H209ZM212 189V190H213ZM219 189V188H218ZM49 190H50V192H49ZM72 190V189H71ZM88 190H89V188H88ZM152 190V189H151ZM159 190H161V189H159ZM206 190H207V188H206ZM2 191V190H1ZM39 191H41V192H43L42 193V202L43 203H41L40 201H39V203H41V204H39L37 207L38 208H36L37 210L36 211H34L32 208H31V202H32V200H30V197H33V196H40V193H39ZM101 191V192H100ZM178 191H179V189H178ZM209 191V190H208ZM207 191V192H208ZM55 192H56V189H55ZM60 192V191H59ZM62 192V191H61ZM67 192V191H66ZM65 192V193H66ZM93 192V191H92ZM91 192V193H92ZM172 192V193H171ZM197 192V191H196ZM204 192V191H203ZM218 192V191H217ZM223 192H224V190H223ZM29 193H30V197L28 196L29 195ZM69 193V192H68ZM91 193H90V195H91ZM149 193V192H148ZM155 193L157 194V192L155 191ZM161 193V192H160ZM179 193H180V191H179ZM195 193V192H194ZM213 193V192H212ZM219 193H220V191H219ZM94 194H95V191H94ZM215 194H216V192H215ZM262 194V193H261ZM60 195H62V194H60ZM66 195H68V194H66ZM90 195H89V197H90ZM149 195V194H148ZM158 195V194H157ZM160 195V194H159ZM195 195V194H194ZM212 195V194H211ZM218 195H220V194H218ZM234 196H235V194H233ZM250 195V194H249ZM256 195V196H255ZM264 195V194H263ZM53 196V195H52ZM54 196H56V194H54ZM59 196V195H58ZM72 196V195H71ZM95 195H93V197H94ZM133 196H134V194H133ZM198 196V195H197ZM196 196V197H197ZM213 196V195H212ZM260 196V195H259ZM61 197V196H60ZM65 196L63 195V198H64ZM67 197V196H66ZM125 197V196H124ZM153 197H155L154 195H153ZM210 197V196H209ZM220 197V196H219ZM242 197V196H241ZM148 198H149V196H148ZM199 198V197H198ZM202 198H204V197H202ZM262 198V197H261ZM26 199H29V201L28 202H25V200ZM85 199V198H84ZM86 199H87V197H86ZM85 199V200H86ZM125 199H127V198H125ZM144 199V198H143ZM197 199V198H196ZM209 199V198H208ZM253 199V200H254ZM54 200V199H53ZM57 200V199H56ZM120 200V199H119ZM136 200V199H135ZM134 200V201H135ZM149 200V199H148ZM200 200V199H199ZM212 200V199H211ZM221 200V199H220ZM251 200V199H250ZM253 200H252V202H253ZM20 201V202H19ZM22 201V202H21ZM31 201V202H30ZM65 201V200H64ZM143 201V200H142ZM202 201H204L203 199H202ZM210 201V200H209ZM214 201V200H213ZM212 201V202H213ZM37 202V201H36ZM54 202V201H53ZM60 201H58L57 202V206L59 205V204H62V202L61 203H59ZM82 202V201H81ZM88 202V201H87ZM90 202V201H89ZM88 202V203H89ZM115 202V201H114ZM117 202H118V200H117ZM174 202H177V208L175 209V207H174V210L172 209V207H173V203ZM222 202V201H221ZM247 202V201H246ZM255 202V201H254ZM253 202V203H254ZM257 202V201H256ZM68 203H69V201H68ZM138 203H139V201H138ZM147 203V202H146ZM197 203V202H196ZM201 203V202H200ZM203 203V202H202ZM250 203V202H249ZM261 203V202H260ZM259 203V204H260ZM53 204H55V202L53 203ZM82 204V206H83V202L81 203ZM85 204V203H84ZM120 204V203H119ZM204 204H206V201H205V203ZM210 204V203H209ZM251 204V203H250ZM262 204H263V207H264V202H262ZM261 204V205H262ZM79 205V204H78ZM170 205H172V207H171V210H169L168 208H169V206ZM201 205V204H200ZM213 206H215L214 204H212ZM41 206V207H40ZM56 206V207H57ZM60 206V205H59ZM81 206V207H82ZM86 206V205H85ZM144 206V205H143ZM218 206V205H217ZM249 206V205H248ZM33 207V206H32ZM51 207V206H50ZM61 207H62V205H61ZM192 207H193V205H192ZM216 207V206H215ZM223 207V206H222ZM259 207V206H258ZM59 208V207H58ZM85 208H87V207H85ZM117 208H118V210H119V213H118V211H117ZM131 208V207H130ZM146 208V207H145ZM194 208V207H193ZM225 208V207H224ZM224 208H222L223 210H224ZM60 209V208H59ZM139 209V208H138ZM137 209V210H138ZM31 210H33L34 212H32L34 215H32V213H31ZM52 210V209H51ZM135 211V210H134ZM196 212V211H195ZM54 213V212H53ZM130 213V212H129ZM242 213V214H241ZM51 214V213H50ZM133 214V213H132ZM146 214H148V215H153L154 217H151V221H154V224L155 225H157L156 223L158 222V221H160V224H158V227L160 228V231L158 232V230H157V233L158 234H156V239H155V237H153V238H151L152 240L151 241H149L150 243H145L144 242V238H143V233L144 232H147L148 231V225H150L151 223H149V217L147 218V216H146ZM239 214H240V217H239ZM262 214V215H261ZM56 215H57V212H56ZM54 216H55V214H54ZM255 216H257V218H255ZM63 217V216H62ZM133 217V216H132ZM200 217V216H199ZM237 217H238V219H239V221H240V226H237L236 227V223H237ZM35 218H36V220H37V222L35 221ZM158 218V219H157ZM202 218V217H201ZM118 219V221H116ZM19 220V221H18ZM56 220V219H55ZM58 220H60L59 218H58ZM132 220H133V218H132ZM16 221H18V222H22L23 223V226H22V229L23 230H19V229H16V233H14V230L15 229H12V226L15 224V222ZM63 221V220H62ZM52 222V221H51ZM61 222V221H60ZM64 222H63V225H64ZM242 222H243V224H242ZM161 223H162V225H161ZM54 224V223H53ZM58 224V223H57ZM261 224V223H260ZM262 224H263V221H262ZM21 225V224H20ZM69 225V224H68ZM258 225V224H257ZM17 226V225H16ZM37 226H38V228H37ZM59 226V225H58ZM114 226H118L119 228H117V229H114ZM134 226V227H133ZM19 227V226H18ZM17 227V228H18ZM65 227H67V224H66V226ZM131 227H133V228H131ZM151 227H152V225H151ZM206 227V229H208L209 231H208V233H205V231H203V229ZM261 227H263L264 228V224H263V226H261ZM64 228V227H63ZM21 229V228H20ZM49 229V228H48ZM54 229V228H53ZM57 229V228H56ZM135 229H137L139 232H140V234H139V232L138 231H134ZM157 229V228H156ZM261 229V228H260ZM66 230V229H65ZM76 230H78V229H76ZM248 230H250L251 232H249L248 233ZM132 231H134L135 233H136V236H137V243L134 245V243H132V241H133V236H132ZM52 232V231H51ZM58 232V231H57ZM56 231H55V234L57 233ZM78 232H79V230H78ZM151 232V231H150ZM149 232V233H150ZM178 232H180V234H178ZM254 232V233H253ZM49 233V232H48ZM152 233H153V230H152ZM66 234V233H65ZM69 234V233H68ZM67 234V235H68ZM134 234V233H133ZM217 234V233H216ZM221 234H224V231L222 232V233H220V232H218V237L219 238H222L221 237ZM50 235V234H49ZM100 235L102 236L103 235V237H101L100 238ZM263 235H264V233H263ZM53 236V235H52ZM207 236V237H206ZM226 236H228V235H226ZM50 237V236H49ZM213 237V236H212ZM216 237V236H215ZM264 237V236H263ZM34 238H37L36 239V243L34 242V243H32V240L34 239ZM55 238V237H54ZM75 238V237H74ZM56 239V238H55ZM146 239V238H145ZM35 240V239H34ZM147 240V239H146ZM212 241H214L213 240V238L211 239ZM221 240V239H220ZM220 240H219V242H220ZM224 240H226L225 238H224ZM224 240H223V244H224ZM252 240V239H251ZM263 241H264V238L262 239ZM148 241V240H147ZM168 242V246L170 247V248H166V245H165V243L164 242ZM253 242L252 243H249V244H252V246H253V243H254V240H252ZM259 241V240H258ZM73 242V241H72ZM216 242V241H215ZM219 242H216V250L217 251H219L220 252V250H222V252H223V250H224V248H222V249H220V250H218L220 247H219ZM255 242H256V240H255ZM261 243H264V242H261ZM2 244H3V242H2ZM2 244H0V245H2ZM163 244H164V247H163ZM209 244H210V242H209ZM229 244V243H228ZM257 244V243H256ZM225 245H226V242H225ZM258 245V244H257ZM214 246H215V244H214ZM255 246V248L254 249H252L254 252H256L255 250H257L256 249V245H254ZM253 246V247H254ZM262 246V245H261ZM210 247H211V245H210ZM225 247V246H224ZM0 248H1V246H0ZM179 249V250H180ZM214 249H215V247H214ZM10 250H11V252H10ZM70 250V252L68 253V251ZM216 250H214V251H216ZM226 250V249H225ZM261 250H263L262 248H261ZM161 251V250H160ZM165 251V250H164ZM210 251V250H209ZM208 251V252H209ZM259 251V250H258ZM228 252V251H227ZM229 252V253H230ZM250 252H252L251 250H250ZM254 252H252V253H254ZM264 252V251H263ZM263 252H261V253H263ZM168 253V252H167ZM180 253V252H179ZM211 253H213V250H212V252ZM257 253V252H256ZM69 254H72V255H69ZM138 255V256H137ZM159 255H161L160 257H161V259L160 260H162L163 259V257L165 256V253L163 252L162 254H159ZM207 255V254H206ZM215 255H216V253H215ZM219 255H220V253H219ZM219 255H216L215 256V258H217ZM263 255H264V253H263ZM123 256H126L127 257V259H126V261L125 262H122V257ZM168 256V255H167ZM171 256V255H170ZM176 256V255H175ZM175 256H172L173 258L175 257ZM209 256H210V254H209ZM224 257H225V255H223ZM230 256V255H229ZM255 256V255H254ZM66 257H68V258H70V260L68 261V259L66 258ZM136 257H138L139 258V260H137L136 261ZM192 257V258H193ZM205 257V256H204ZM211 257V256H210ZM221 257V256H220ZM238 257H239V260H238ZM253 257V256H252ZM262 257H264V256H262ZM156 258H157V256H156ZM166 258V257H165ZM173 258H171V259H173ZM178 258V257H177ZM198 258H196L197 260H198ZM212 258H213V256H212ZM256 258V257H255ZM258 258V257H257ZM257 258H256V260H257ZM174 259H176V258H174ZM254 259V258H253ZM160 260H158L159 262H161ZM164 260V259H163ZM179 260V259H178ZM184 260V261H185ZM204 260H206V259H204ZM203 260V261H204ZM212 260V259H211ZM217 260H218V258H217ZM225 260V259H224ZM68 261V262H67ZM166 261V259L164 260V262ZM170 261V260H169ZM174 261H176V260H174ZM181 261V260H180ZM200 261H202V260H200ZM209 261H210V259H209ZM213 261V260H212ZM228 261V260H227ZM156 262V261H155ZM158 262V263H159ZM171 262V261H170ZM169 262V263H170ZM246 262V261H245ZM254 262V261H253ZM257 262V261H256ZM154 263V262H153ZM167 263V262H166ZM172 263V262H171ZM175 264H177L176 262H174ZM180 263V262H179ZM190 262H188L187 264H189ZM199 263V262H198ZM197 263V264H198ZM207 263V262H206ZM218 263V262H217ZM228 263V262H227ZM164 264V263H163ZM173 264V263H172ZM200 264V263H199ZM203 264H204V262H203ZM225 264H226V262H225Z\"/></svg>",
	"mask_w": 264,
	"mask_h": 264
}]
</instances>
